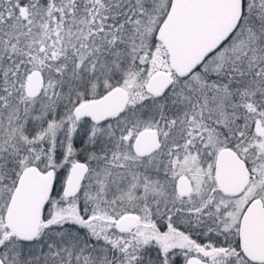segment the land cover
Segmentation results:
<instances>
[{
    "label": "snow or ice",
    "instance_id": "snow-or-ice-1",
    "mask_svg": "<svg viewBox=\"0 0 264 264\" xmlns=\"http://www.w3.org/2000/svg\"><path fill=\"white\" fill-rule=\"evenodd\" d=\"M0 264H264V0H0Z\"/></svg>",
    "mask_w": 264,
    "mask_h": 264
}]
</instances>
